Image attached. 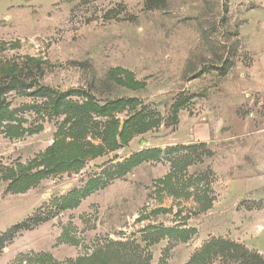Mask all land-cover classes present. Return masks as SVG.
Segmentation results:
<instances>
[{
  "label": "rangeland",
  "instance_id": "rangeland-1",
  "mask_svg": "<svg viewBox=\"0 0 264 264\" xmlns=\"http://www.w3.org/2000/svg\"><path fill=\"white\" fill-rule=\"evenodd\" d=\"M5 63L0 264L264 258V0H0Z\"/></svg>",
  "mask_w": 264,
  "mask_h": 264
},
{
  "label": "trees",
  "instance_id": "trees-1",
  "mask_svg": "<svg viewBox=\"0 0 264 264\" xmlns=\"http://www.w3.org/2000/svg\"><path fill=\"white\" fill-rule=\"evenodd\" d=\"M1 70L6 75H11V79L6 83L0 82V119L7 114L5 94L21 83L20 80L16 78L17 75H14L20 71L17 64L5 63L1 66ZM72 93H77V91H69L62 94V96L66 97ZM23 227L21 223L14 225L2 235V238L7 239L8 237L14 236ZM172 231L173 230H165L164 232L172 233ZM179 234H183V231H180ZM199 256L204 262H211L215 258L221 257L231 261L249 259L252 260V264H264V258L259 253L250 251L239 242L225 240L223 238H212L202 247ZM77 264H114V260H110L109 254L103 252L82 258Z\"/></svg>",
  "mask_w": 264,
  "mask_h": 264
}]
</instances>
